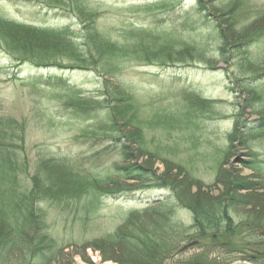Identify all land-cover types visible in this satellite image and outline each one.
<instances>
[{
    "label": "trees",
    "instance_id": "16d2710c",
    "mask_svg": "<svg viewBox=\"0 0 264 264\" xmlns=\"http://www.w3.org/2000/svg\"><path fill=\"white\" fill-rule=\"evenodd\" d=\"M15 1H34L39 4L38 14L44 10L55 11L70 19L71 24L63 27L20 23L7 18L0 10V51L14 68L28 64L31 70L36 69L37 76L34 75L33 80L38 84L71 90L61 102L59 112L94 122L96 131L109 139V145L97 153L98 158L94 160L56 158L49 156L46 149L33 160L28 151V120L0 116V264L52 263L71 247L100 251L102 255L115 253L113 255L118 259L131 264H165L189 251L194 254L183 264H230L233 255L243 256L250 252V247L244 243L249 241L247 235L253 238H250L251 243L256 242L251 245L257 247L254 251L264 255V241H257L258 234L254 232H259L260 227L246 230L222 226L232 212L230 203L232 197H237L236 192L264 189V165L256 160L257 153H247L250 159L244 163L254 178L238 179L237 175L223 170L228 153L236 144L252 150L255 142L252 136L264 134V117L256 126L250 125L249 121L242 122L251 111V107H247L249 101H257L252 97L247 102L244 96L257 95L260 99L253 86L264 79L261 76L264 74V50L256 52V46L264 43V7L257 9L252 0H195L198 13L211 18L222 36L220 62L230 64L232 61L228 60L227 50L231 44L236 66L253 76L231 78L239 88L233 91L240 99L233 115L234 128L225 137L227 146L217 153L220 160L215 183L206 186L194 176L191 167H177L183 169L192 185L201 184L209 190L223 188L217 207L207 211L191 206L190 210L174 195L176 188L170 181L158 178L139 160L142 154L161 158L157 139L147 140V131L162 129L166 132L173 121L182 123L183 117L191 116L189 122L200 116L212 119L217 116L216 102L206 98L199 100V96L184 89H174L165 100H174L175 105H162V101L156 105L147 104L144 110L133 89L123 84L120 76L130 61L146 65L158 63L164 68L217 61L202 58L196 45L175 32L130 28L121 30L113 39L99 29L100 11L89 0ZM76 70L93 71L100 76L98 97L89 100L63 80L64 71ZM255 70L260 73H253ZM43 72L48 75L44 76ZM194 105L197 109L192 107ZM195 128L193 122V132ZM79 140L75 138V141ZM106 152H114L119 161L113 167L100 168L99 165L98 169L95 165ZM163 162L173 167L178 165L171 160L164 159ZM121 181L153 185L158 190L169 189L172 203L177 199L187 207L195 224L175 228L170 197H167V201L129 212L113 231L89 236L87 228L96 220L105 199L132 193L131 198L135 197L136 188ZM158 213L164 215V225L152 221ZM60 218L79 224L85 229L82 235L63 239L56 228ZM243 234H246L244 238ZM185 246L192 248L183 252Z\"/></svg>",
    "mask_w": 264,
    "mask_h": 264
},
{
    "label": "rangeland",
    "instance_id": "374dc122",
    "mask_svg": "<svg viewBox=\"0 0 264 264\" xmlns=\"http://www.w3.org/2000/svg\"><path fill=\"white\" fill-rule=\"evenodd\" d=\"M89 1L93 7L100 11L99 29L102 32H107L113 39L117 38L121 30L130 28H140L158 33L175 32L184 40L196 45L203 54L202 58L217 61L216 63H191L184 66H173V68H164L158 63L146 65L130 61L125 64L120 76L121 82L133 89L144 110H146L147 104L156 105L162 101H164L162 105L167 106L169 103L175 105L174 100H165L170 91L174 89H184L199 96V100L206 98L216 102L215 113L217 116H213L212 119L200 116L189 122L191 116L183 117L182 123L177 120L173 121L171 128L166 132L162 129H156V132L147 131V140L153 138L158 140L155 142L160 147V150L157 151L161 158L158 160L151 158L150 155L142 154L139 160L143 166L152 169L158 178L170 181L176 188L174 195L190 210V206L201 207L207 211L214 210L223 188L215 187L209 190L204 189L201 184L200 186L192 185L183 174V169L177 167L181 165L191 167L195 172L194 176L206 186L215 183L217 165L220 160L217 153L223 152L227 146L225 137L234 128L233 115L237 111L236 103L240 99L233 91H237L239 88L231 78L238 77L237 75L253 76L247 75L248 72L236 66L237 60L234 59L235 52L231 44L227 50H229L228 60L232 61L230 64L220 62L219 48L222 45V36L211 18L198 13L195 0ZM252 2L257 5V9L264 7V0H252ZM38 5L34 1L0 0V10L11 20L20 23H44L47 26L64 27L71 24L70 19L55 11L44 10L38 14L37 12L40 10ZM230 48L232 49L230 50ZM263 50L264 43L260 47L256 46V52ZM238 67L239 69H237ZM31 68L28 64L17 69L14 68L11 61L0 51V116L28 120L27 141L31 159L34 160L38 154L42 153L43 149H46L49 156L56 158L73 161L97 159V153L108 147L109 139L96 131L94 122L77 119L59 112L58 108L61 102L66 100L71 90L38 84L33 80L37 70H31ZM239 70L240 72H238ZM253 73H260V70H255ZM43 75L47 76L48 73L43 72ZM63 80L89 100H93L99 95L100 76L93 71H64ZM253 88L260 95V99L257 95L246 94L244 96L247 102L252 97L257 101H249L248 105L250 104V106L247 107H251V111L246 114V118L242 122L249 121L250 125L256 126L260 122L259 120L264 117V79L254 83ZM192 107L197 109L195 105ZM190 110L192 109L190 108ZM193 122L197 126L194 132L192 130ZM252 137L255 141L252 150H247L246 147L236 144L235 149L228 153L227 164L223 170L233 176L237 175L238 179L254 178V174L244 166L245 161L250 159L247 157L248 154L257 153L256 160L261 161L264 165V134L255 133ZM75 138H80V140L77 142ZM113 153L106 152L100 156L95 167L98 169L99 165L100 168L113 167V164L119 161L117 155ZM164 159L174 161L178 165L173 167L164 163ZM87 166L89 167V165ZM90 167L95 168L91 164ZM121 182L126 186L136 188L135 197L131 198L132 193L130 196L121 195L105 199L96 220L91 222L87 228L89 236L97 237L111 232L123 222L129 212L139 211L154 203L167 201V197H170L172 209L170 212L173 213L172 223L175 228L176 226L188 228L192 223L195 224L193 214L187 207L183 206L176 198V202L172 203L173 198L170 196L169 189L158 190L153 185L145 186L134 181ZM236 196V198H231L232 212L226 216V223H223L222 226H225L226 229L236 227L246 230L248 227L249 229L255 226L260 227L259 232L255 230L254 232L258 234L257 241H264V189L251 192L241 190L236 192ZM165 212L167 211L165 210ZM151 219L159 225H164L162 213H158ZM56 228L63 239L78 238L85 230L79 224H72L71 221L66 222L62 218L57 222ZM191 231H193L192 228ZM234 233L237 234V232ZM245 236L246 234L242 235L243 238ZM250 238L253 239L247 235L246 239L249 241L244 242L250 247V252L243 256H230V264H264V255H258L254 251V248L257 249V247L252 246L256 242L251 243ZM187 248L188 246H185L183 252ZM191 248L192 246L188 249ZM113 254L115 253L102 255L100 251L71 247L60 254L55 261L47 264H131L121 261ZM193 254L194 251L183 253L165 264H183Z\"/></svg>",
    "mask_w": 264,
    "mask_h": 264
},
{
    "label": "flooded vegetation",
    "instance_id": "af4514ba",
    "mask_svg": "<svg viewBox=\"0 0 264 264\" xmlns=\"http://www.w3.org/2000/svg\"><path fill=\"white\" fill-rule=\"evenodd\" d=\"M186 250V249H185Z\"/></svg>",
    "mask_w": 264,
    "mask_h": 264
}]
</instances>
